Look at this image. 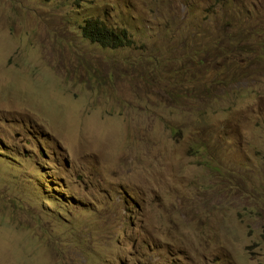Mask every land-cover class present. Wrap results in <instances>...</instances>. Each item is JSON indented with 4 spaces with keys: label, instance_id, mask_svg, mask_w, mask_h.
Listing matches in <instances>:
<instances>
[{
    "label": "rangeland",
    "instance_id": "rangeland-1",
    "mask_svg": "<svg viewBox=\"0 0 264 264\" xmlns=\"http://www.w3.org/2000/svg\"><path fill=\"white\" fill-rule=\"evenodd\" d=\"M0 264H264V0H0Z\"/></svg>",
    "mask_w": 264,
    "mask_h": 264
},
{
    "label": "trees",
    "instance_id": "trees-1",
    "mask_svg": "<svg viewBox=\"0 0 264 264\" xmlns=\"http://www.w3.org/2000/svg\"><path fill=\"white\" fill-rule=\"evenodd\" d=\"M81 31L91 42L104 48L119 49L133 44L126 28L109 27L99 18L85 20Z\"/></svg>",
    "mask_w": 264,
    "mask_h": 264
}]
</instances>
